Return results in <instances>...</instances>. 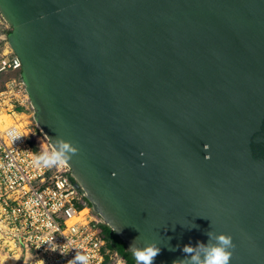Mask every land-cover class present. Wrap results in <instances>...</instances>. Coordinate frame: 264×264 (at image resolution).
I'll return each mask as SVG.
<instances>
[{
  "label": "water",
  "instance_id": "1",
  "mask_svg": "<svg viewBox=\"0 0 264 264\" xmlns=\"http://www.w3.org/2000/svg\"><path fill=\"white\" fill-rule=\"evenodd\" d=\"M0 14L37 125L79 147L68 177L127 251L154 242V264H172L212 231L232 236L230 264H264V0H0Z\"/></svg>",
  "mask_w": 264,
  "mask_h": 264
},
{
  "label": "built area",
  "instance_id": "2",
  "mask_svg": "<svg viewBox=\"0 0 264 264\" xmlns=\"http://www.w3.org/2000/svg\"><path fill=\"white\" fill-rule=\"evenodd\" d=\"M10 30L0 14V264H67L76 250H50L44 242L53 236L57 245L72 241L90 264H127L108 247L106 223L73 186L71 168L36 162L41 151L33 143L35 113Z\"/></svg>",
  "mask_w": 264,
  "mask_h": 264
},
{
  "label": "clouds",
  "instance_id": "3",
  "mask_svg": "<svg viewBox=\"0 0 264 264\" xmlns=\"http://www.w3.org/2000/svg\"><path fill=\"white\" fill-rule=\"evenodd\" d=\"M51 145V150L44 149L36 157V162L46 168L67 167L70 165L69 162L73 157L78 155L80 151L75 143L63 137H57L54 141H51ZM204 148L207 151L209 146L205 145ZM205 158L210 159L211 157L208 155ZM114 175L115 173H113ZM109 223L114 232L120 230L110 221ZM206 235L208 237L206 243L198 241L195 246L191 244L185 245L182 249L184 258L174 260L172 264H230L236 247L233 243L232 236L230 234L214 233L212 231L207 232ZM135 240L128 248V252L134 258L135 264H154L156 257L161 251L160 247L154 242L146 243L143 247H138ZM213 241L215 242L213 243ZM44 244H48L50 250L59 251L62 255H67L70 250L75 249L74 257L68 260L67 264H90L91 257L82 250H77L72 241L66 240V243L63 245H57L54 242L53 236L51 241L46 240ZM40 264H45V262L40 260Z\"/></svg>",
  "mask_w": 264,
  "mask_h": 264
},
{
  "label": "trees",
  "instance_id": "4",
  "mask_svg": "<svg viewBox=\"0 0 264 264\" xmlns=\"http://www.w3.org/2000/svg\"><path fill=\"white\" fill-rule=\"evenodd\" d=\"M103 236L107 240L108 247L117 251L127 262V264H135L131 253L127 251L126 244L123 240L110 228L107 224L103 225Z\"/></svg>",
  "mask_w": 264,
  "mask_h": 264
},
{
  "label": "rangeland",
  "instance_id": "5",
  "mask_svg": "<svg viewBox=\"0 0 264 264\" xmlns=\"http://www.w3.org/2000/svg\"><path fill=\"white\" fill-rule=\"evenodd\" d=\"M10 32H11V30L9 31L8 35L10 34ZM32 121H33V124H34L33 128H34V131H35V134L33 136V143L35 144L36 148L38 150H40V151H42L44 149L51 150L52 147H51L50 142L45 137L43 132L36 127L34 118L32 119Z\"/></svg>",
  "mask_w": 264,
  "mask_h": 264
}]
</instances>
